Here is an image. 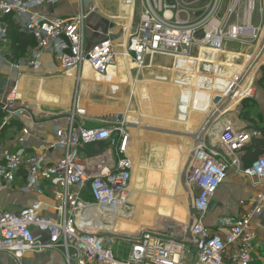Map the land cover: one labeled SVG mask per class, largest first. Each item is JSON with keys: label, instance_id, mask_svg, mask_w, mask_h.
Listing matches in <instances>:
<instances>
[{"label": "built area", "instance_id": "1", "mask_svg": "<svg viewBox=\"0 0 264 264\" xmlns=\"http://www.w3.org/2000/svg\"><path fill=\"white\" fill-rule=\"evenodd\" d=\"M61 1L0 0V44L8 41L2 18L11 16L19 29L35 41L30 62L33 68L37 67L42 53L50 52L65 72L86 63L96 77L106 76L116 57L113 32L109 31L103 40L89 48L85 38V21L95 12L97 0H76V12L70 18H49L38 12ZM201 1L107 0V6H115L116 11L113 13L108 10L110 7H104V12L112 20L122 16V4L131 7L132 20L138 12L137 23L130 24L129 29L123 28L128 33L127 43L123 45L136 67L146 68V61L151 65L156 56L169 57L168 72L175 76L191 75L197 70L191 55L200 32L201 44L208 50H218L225 41H238L243 35L258 39L244 25H230L227 29L212 23L215 6H201ZM238 1H234V6ZM233 12L231 7L228 13ZM163 79L173 80L176 85L184 83L173 76ZM16 91L13 88L3 102L4 111L10 115L30 109L26 102L19 100ZM252 95L253 90L249 89L242 99ZM183 96L184 93L179 98L178 111L185 120L189 98L184 103ZM55 134L53 148L62 150L63 156L54 164L48 165L43 153H29L24 148L0 155V194L12 190L19 172L24 170L23 190H34L41 195L40 185L47 183L55 202L54 217L43 215L39 202L17 212L5 210L0 203V255L20 261L27 253L57 252L63 255L66 264L254 263L255 234L250 224L253 217L264 219V193L255 195L248 215L225 218L215 229L206 227L204 221L211 199L230 170L258 182L264 180V146L250 167H241L243 150L254 139L264 138L261 130H236L225 125L215 143L205 138L202 145L191 149L193 159L186 173V184L192 216H187L186 228L172 227L169 231L144 228L134 234L116 231V222H112L121 216V211L124 216L131 214L128 196L133 164L123 148L126 126L114 122L94 129L75 128L72 118L67 128H59ZM99 142H106L107 148L80 160L79 150L83 146ZM20 143H24L22 138ZM114 156L117 158L113 159Z\"/></svg>", "mask_w": 264, "mask_h": 264}, {"label": "crops", "instance_id": "2", "mask_svg": "<svg viewBox=\"0 0 264 264\" xmlns=\"http://www.w3.org/2000/svg\"><path fill=\"white\" fill-rule=\"evenodd\" d=\"M234 1L202 0L201 6L207 4L215 6L212 23L222 25L227 29L230 25H244L259 37L260 30L264 28V0H239L235 6ZM95 3L97 7L95 12L85 21L86 45L89 48L103 40L106 34L112 31L116 56H120L104 78L96 77L86 63L74 70L65 72L61 68L59 60L50 52L42 53L37 62V67L33 68L30 62L35 41L28 33L19 29L12 17L8 16L17 33H21V36L17 38L8 32V41L5 44H0V155L4 152H14L24 148L29 153H43L47 157L48 165L56 163L63 156L62 150L53 148L56 143V130L67 128L69 119L72 118L75 128L82 126L86 129H94L105 127L114 122L124 124L127 130V138L123 146L126 143V150L128 154H131L130 146H135L136 143L133 142L130 132L135 127L144 126L138 125L144 124L146 120L147 122L157 120L158 123H153V125L148 126L147 130L140 131V142L145 140V138L140 137L141 134L153 135L154 133L156 136H166V134L171 135L168 132H173L175 136H171L174 137V143L159 142L150 137L156 145L163 147L162 153L156 151L157 154L155 155L164 159L162 160L164 165L155 168L141 165L138 149L136 150L134 160L139 166L133 181L135 182L137 178L143 186H136L137 184L130 186V202L135 206V212L127 215V220L130 222L135 218L137 221L127 225L124 222L126 220L119 221L118 219L115 230L120 229L124 233H132L141 224L144 225L142 222H146L152 215L149 209L145 207L146 202H148H145V194L152 196L149 202L151 205H155L154 209L152 206L150 207L151 212L152 210L155 212L154 222H161L166 218L174 222L186 223L188 196L180 184L183 172V148L181 145L192 146L193 141L188 137H183L182 139L185 141L177 143L179 142L178 137L181 135L189 136L200 129L209 113L215 108L213 100L217 96L225 102L231 93L230 89L237 85V83L233 84L227 81V77L233 73L236 66H239L234 64L235 60H242L240 66L247 70L252 63V60L247 56L248 52L253 49L254 54L258 39L253 41L251 36L243 35L238 41H225L218 49L220 52H211L201 44L200 40L203 34L200 32L197 45L191 55V59L194 60L197 68L195 73L191 75L180 73L175 76L166 69L170 78L173 76L184 81L183 85H177L181 89H176V100L172 101V110L168 112L160 110L155 112L143 111L133 116V112L118 109L117 104L111 102L115 100L113 97L127 90L130 97L139 93V99L144 104V101L147 100L146 91L150 86L152 90L157 91L170 87L169 85H162L161 82H155L156 76L150 71H146V75L153 77V80L146 78L143 83L133 81L132 75H130L131 70L136 65L131 57H129L130 62L121 54L125 50L123 44L127 43L128 39V33L123 32V28L129 29L132 21L131 7L125 5L130 9V19L124 20L126 26L117 27V24H112L106 20L108 18L104 12V4L99 0ZM231 7H234L233 14L228 13ZM76 9V0H63L54 6H44L38 12L40 15L49 18H70L75 14ZM199 15L200 13L197 14L198 17ZM7 20V17L2 18L5 23ZM25 34L29 38H25L27 37ZM12 43L13 45H11ZM18 48L25 49L24 54L18 53ZM14 50H16V55H14ZM147 63L149 64V60ZM146 68L142 70H146ZM168 69H171V63ZM241 69L242 67H240V71ZM239 72L235 82L241 78L242 73L240 75ZM201 75L214 76L212 87L206 88L198 85L204 80ZM169 82L174 84L173 80H169ZM139 85L142 86L139 87ZM153 85H156L155 88ZM239 86L238 96L231 98L230 103L220 112L219 117L205 135V138L211 143L216 142L225 125H231L236 130L258 129L264 132V64L254 68L248 78ZM13 88H16L19 100H23L30 107L27 112L10 115L4 111L3 102ZM184 88L190 90V95L187 96L188 92H185ZM249 89L253 90L252 97L242 99L244 93ZM172 91L174 90L171 89ZM182 93H184V103L189 98L185 120L179 116L178 111L179 98ZM246 104H248L247 110L242 112ZM21 138L24 143H20ZM254 140L263 141L264 138ZM252 142L242 152L241 167L243 168L250 167L254 162V159L248 156ZM105 148H107L106 142L85 145L79 150V158L83 161V159L94 154H100ZM116 158L117 156L113 157V159ZM130 158H133V153ZM25 184V171L21 170L13 189L4 190L0 194V203L4 209L17 212L33 202H39L42 204L40 212L43 215L54 217L55 202L50 195L48 184L42 183L40 185L43 190L41 195H38L34 190L24 191ZM258 193H264V180L258 182L249 177L237 175L230 170L227 178L211 199L204 221L206 227L215 229L218 222L225 218H239L248 215L254 206L255 195ZM141 211L147 213L141 215ZM250 225L255 234L256 248L253 254L255 259L253 264H260L264 260V219L253 217ZM0 264H66V262L61 253L48 252L46 255L27 253L20 261H14L3 255L0 256Z\"/></svg>", "mask_w": 264, "mask_h": 264}, {"label": "rangeland", "instance_id": "3", "mask_svg": "<svg viewBox=\"0 0 264 264\" xmlns=\"http://www.w3.org/2000/svg\"><path fill=\"white\" fill-rule=\"evenodd\" d=\"M99 1H101L104 4V7H106V8L110 7V6H107V3H105V2H107V0H99ZM108 10L113 12V13H115L116 8H115V6H111L110 8H108ZM106 20H108L109 22H112L114 24H117V27L118 26H120V27L126 26V22L123 21V20H114V19L113 20L112 19H106ZM137 20H138V12L136 11L135 14H134L133 20L131 21L130 24L135 25L137 23ZM252 40L256 41L255 39H252ZM254 46H255V44L253 45V47ZM252 50L248 52L247 56L250 55V56L254 57V55H255V54H253L254 50L253 51ZM119 57L120 56H117L115 58V61ZM168 58L169 57H161V56L158 57V56H156L153 59L152 66H150L149 69H148L149 64L146 61V66H147L146 70H142V69H140V68L135 66L130 72V75H132L133 81L143 82V81H145L146 78L147 79L149 78L150 80H153V77H149V76L146 75V71L147 72L148 71L152 72L154 76H162V77H166V78L169 79L170 76L167 74L168 73L167 70H165V69H168V66L171 63V60H170L171 58H169V59ZM234 64L240 66V65H242V60H235ZM240 67H242L241 72L242 71L243 72L246 71V69L243 68V66H240ZM158 68H161V69H158ZM259 83H260V81H259ZM162 85L168 86L167 84H162ZM136 86L138 87L137 83H136ZM141 86L142 85H139V87H141ZM153 86L155 88L156 85H153ZM169 87L170 88L165 87L167 89L157 91L155 89L152 90V87L150 86V88L146 91L147 100L144 101V104L139 99L137 93L133 97H130V93L127 90H124L121 93H118L116 96L113 97V99H115V100H112L111 102L117 104L118 109H121V110H124V111H128V112H133V114H132L133 116H136L137 113H140V112H143V111H145V112H147V111L148 112H152V111L155 112L156 110H160L162 112H168L169 110H172V101L176 100L175 91L171 92V89L174 90L173 86L169 85ZM136 90L138 91V89H136ZM242 101H244V100H242ZM247 106H248V104L245 105L244 110H242V112H245L247 110ZM153 123H158V121L157 120H153L152 122H147V120H146V121H144V124L140 123L141 125H138V126H142V125H144V126H142L141 128L140 127H135V129L130 132V136L132 137L133 142L135 141L134 143H136L135 146L134 145L130 146V150L133 153V159L136 158L135 157V152L138 149V157H139V162L141 163V165H143V166L146 165V166L151 167V168L160 167V166L164 165V162L162 163V160H164V159L161 156L155 155V154H157L156 151L161 154L162 150H163L162 149L163 147L156 145V143H154V141L151 138H153V139H155V140H157L159 142H165V143H171L172 144V143H174L173 142L174 141L173 140L174 137L172 138L171 135L175 136L173 132L172 133L168 132L171 135H167L166 134V136H156L154 133H153V135L152 134L151 135L141 134L140 137L141 138H145V140L140 142V139H139V133H141L140 131L141 130H147L148 126L153 125ZM179 137H178L179 142H177V143H183V141H185V139L183 140L182 138L183 137L184 138L187 137V135H181ZM136 139H137V142H136ZM132 153L129 154V155L132 156ZM188 159H189V157H188ZM185 164H186V162H185ZM135 172L136 173L138 172V171H136V167H135V170H133V174H132V178H131V185L130 186L131 187H132V185L135 186V184H137L136 186H143V185H141L142 184L141 181H138L137 178H136L135 182L133 181L134 177H136V175H137ZM144 197L146 199L145 202L148 201V202H146L145 207L147 209H149V212L152 215L149 217L151 219H149V218L147 219L149 222L146 220V222H142V223L145 224V225H148V227H149L150 225H153V220H154L153 217L155 216V214H154L155 212H153V210L151 212L150 207L152 206V208L154 209L155 205L154 204L151 205L150 202H149L151 200L152 196H150L148 194H145ZM130 207H131V210H130V213H131V212L134 211L135 206L131 205ZM187 212H188V207H187ZM142 213H145V212L141 211V215H142ZM132 220H130V222L129 221H124V222H126V224L129 225V224H132V222H135L136 219L134 218ZM154 229H156V228H154ZM115 250L118 251L117 247H115Z\"/></svg>", "mask_w": 264, "mask_h": 264}, {"label": "bare ground", "instance_id": "4", "mask_svg": "<svg viewBox=\"0 0 264 264\" xmlns=\"http://www.w3.org/2000/svg\"><path fill=\"white\" fill-rule=\"evenodd\" d=\"M126 4H122L121 5V17H120V19L121 20H129L130 19V9L129 8H127L126 6H125ZM126 42V41H125ZM263 43H264V28L262 29V30H260V33H259V37H258V40H257V44H256V47H255V55H254V57H252V56H250L249 55V58H250V60H252V62L254 61V59L256 58V56L258 55V53L260 52V50H261V48H262V46H263ZM209 51H211V52H220V51H218V50H215V51H213V50H209ZM122 56H125L126 58H128L129 60H130V58H129V56L127 55V53H126V50H124V52L121 54ZM117 57V56H116ZM115 57V58H116ZM247 57V56H246ZM194 61V60H193ZM114 62H115V60H114ZM130 62H131V60H130ZM193 63V62H192ZM252 64V63H251ZM261 64H264V55L262 56V58H261V60L259 61V63H258V65L255 67V69L259 66V65H261ZM114 65V64H113ZM112 65V66H113ZM112 66H110V68L112 67ZM135 66V65H134ZM150 66V65H149ZM110 68L108 69V72H109V70H110ZM166 70V69H165ZM168 70V69H167ZM242 70V69H241ZM240 71V66H236L235 67V69H234V71H233V73L229 76V77H227V81L229 82V83H233V84H235V83H237V85H234V88H236V91L234 92L235 94L233 95V96H238V91H239V89H240V86H239V81H240V79L242 78V77H244V75L246 74V72H247V70L245 71V72H239ZM108 72H107V74H108ZM238 72H239V74L241 75V73H242V75H241V78L239 79V80H237V82H235L236 81V76H237V74H238ZM106 74V75H107ZM148 74H150V73H148ZM216 74V73H215ZM215 74H214V76H215ZM203 78H204V80H203V82L202 83H198V85H202V86H204V87H206V88H209V87H212V84H213V81H214V76L213 77H207V76H204V75H201ZM105 77V76H104ZM104 77H100V78H104ZM163 79V77L162 76H156L155 77V82L156 81H158V82H161L162 84H167V85H170V86H173V88H174V91L176 92V89L177 88H179L177 85H175V84H172L171 82H163V81H165L164 79H163V81H160V79ZM191 80H193V78H190ZM143 83V82H142ZM177 86V87H176ZM179 89H181V88H179ZM184 90H185V92H188L187 93V96L188 95H190V93H189V89H185L184 88ZM226 90V89H225ZM209 94H211V93H209ZM209 94H207V95H209ZM175 96H176V94H175ZM138 97H140L139 96V93H138ZM241 97V96H240ZM176 102V101H175ZM181 147L183 148V168H184V165H185V162H187L188 161V157L190 156V154H191V152H192V150H191V146L190 145H181ZM124 150H125V152H126V154H127V156H129V157H131V155H129L128 154V152H127V150H126V143H125V145H124ZM132 164H133V170H135V167H136V170L138 169V166H139V164L132 158ZM131 185V184H130ZM128 201H129V203L131 204V205H133L131 202H130V188H129V196H128ZM134 212H135V210L133 211V214H134ZM147 213V212H146ZM145 213V214H146ZM188 213H189V211H188ZM161 214V213H160ZM120 215L121 216H119V218H117L116 217V219H115V221H114V218L112 219V222H118V219H119V221L121 220V221H123V220H126V221H128L127 219H128V217L127 216H124V212L123 211H121L120 212ZM128 216L130 215V214H127ZM132 218V217H131ZM130 218V219H131ZM129 219V220H130ZM134 219V218H133ZM133 221V220H132ZM136 222V221H135ZM126 223V222H125ZM133 223V222H132ZM140 223V222H139ZM186 223H178V222H174L173 220H171V219H164V221H161V222H154L153 221V225H150L149 227H148V225H140L137 229H136V231L135 232H132V233H130V234H134V233H136V232H138L139 230H141V229H144V228H147V229H150V228H156V229H158V230H163V231H169L172 227L173 228H179V227H181V229L182 230H184L185 228H186V226L187 225H185ZM116 231H120V232H122V233H124L123 231H121L120 229H118V230H116Z\"/></svg>", "mask_w": 264, "mask_h": 264}, {"label": "water", "instance_id": "5", "mask_svg": "<svg viewBox=\"0 0 264 264\" xmlns=\"http://www.w3.org/2000/svg\"><path fill=\"white\" fill-rule=\"evenodd\" d=\"M134 30H135V27L133 28V31ZM263 55H264V43H263V46H262L260 52L258 53L256 58L254 59L252 64H250V66L247 68L246 74L244 75V77H242L240 79L239 85H242V83L248 78V76L252 73L254 68L258 65V63L261 60ZM235 91H236V88H233L232 92L227 96L225 102H223V100L219 96H217L213 100V105H214L215 108L209 113V115L207 116L206 120L201 125L200 129L198 131H196L194 134H191V135L187 136L189 139H191L193 141V144L191 146L192 150L203 144L204 139L206 137L205 135L207 134L209 128L212 126V124L219 117L220 112L230 103L231 98L235 94L234 93ZM192 159H193V152H191V154L189 156V159H188V161L186 162V164H185V166L183 168V172L181 174V182H180L184 192H186V194L188 196L187 206H188V211H189L188 215L190 217L192 216V201H191V198L189 196L188 186L186 184V173H187L189 167L191 166ZM190 227H191V220L189 222L188 229H187V238H189V235H190ZM44 254L46 255L48 253H44ZM0 256H3V255H0Z\"/></svg>", "mask_w": 264, "mask_h": 264}, {"label": "trees", "instance_id": "6", "mask_svg": "<svg viewBox=\"0 0 264 264\" xmlns=\"http://www.w3.org/2000/svg\"><path fill=\"white\" fill-rule=\"evenodd\" d=\"M7 22H6V24H7V30H9L8 32L10 33V34H13L14 35V37H17V38H19L20 36H21V33H17V30H16V28L12 25V22H11V20L9 19V17H7ZM25 36H27L26 34H25ZM25 38H29L28 36L27 37H25ZM24 38V39H25ZM21 39H23V38H21ZM20 39V41H22ZM28 41L26 40V43H27ZM11 45H13V43L11 44ZM10 45V46H11ZM9 46V45H8ZM24 51H25V49H23L22 50V48H18V53H22V54H24ZM14 55H16V50H14ZM264 146V140L262 141V140H254L253 142H252V145H251V148L248 150V156L251 158V159H254L253 161H255L256 159H257V157L259 156V154L261 153V149H262V147Z\"/></svg>", "mask_w": 264, "mask_h": 264}]
</instances>
